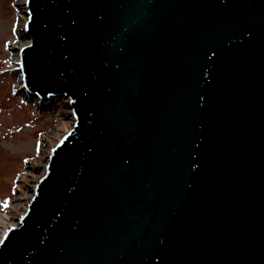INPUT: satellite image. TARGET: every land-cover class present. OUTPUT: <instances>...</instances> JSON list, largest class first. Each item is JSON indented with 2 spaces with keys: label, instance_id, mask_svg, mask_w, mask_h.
<instances>
[{
  "label": "water",
  "instance_id": "1",
  "mask_svg": "<svg viewBox=\"0 0 264 264\" xmlns=\"http://www.w3.org/2000/svg\"><path fill=\"white\" fill-rule=\"evenodd\" d=\"M27 88L66 98L0 264H264V0H28Z\"/></svg>",
  "mask_w": 264,
  "mask_h": 264
},
{
  "label": "rangeland",
  "instance_id": "2",
  "mask_svg": "<svg viewBox=\"0 0 264 264\" xmlns=\"http://www.w3.org/2000/svg\"><path fill=\"white\" fill-rule=\"evenodd\" d=\"M28 0H0V240L19 224L54 146L73 126L66 98L32 93L21 71ZM7 204V207H5Z\"/></svg>",
  "mask_w": 264,
  "mask_h": 264
},
{
  "label": "bare ground",
  "instance_id": "3",
  "mask_svg": "<svg viewBox=\"0 0 264 264\" xmlns=\"http://www.w3.org/2000/svg\"><path fill=\"white\" fill-rule=\"evenodd\" d=\"M20 61H21V63H22V57H20ZM21 71H22V70H21ZM22 74H23V71H22ZM10 227H12V225H11Z\"/></svg>",
  "mask_w": 264,
  "mask_h": 264
},
{
  "label": "snow or ice",
  "instance_id": "4",
  "mask_svg": "<svg viewBox=\"0 0 264 264\" xmlns=\"http://www.w3.org/2000/svg\"><path fill=\"white\" fill-rule=\"evenodd\" d=\"M5 207H7V204H5Z\"/></svg>",
  "mask_w": 264,
  "mask_h": 264
}]
</instances>
